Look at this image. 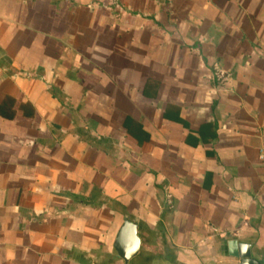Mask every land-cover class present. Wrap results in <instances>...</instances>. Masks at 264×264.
<instances>
[{
  "label": "crops",
  "instance_id": "crops-1",
  "mask_svg": "<svg viewBox=\"0 0 264 264\" xmlns=\"http://www.w3.org/2000/svg\"><path fill=\"white\" fill-rule=\"evenodd\" d=\"M0 105V264L264 257V0H0Z\"/></svg>",
  "mask_w": 264,
  "mask_h": 264
},
{
  "label": "water",
  "instance_id": "water-1",
  "mask_svg": "<svg viewBox=\"0 0 264 264\" xmlns=\"http://www.w3.org/2000/svg\"><path fill=\"white\" fill-rule=\"evenodd\" d=\"M228 255L236 260V264H264V257H258L249 243L232 239L227 242ZM118 255L126 262L135 257L141 249L138 226L126 219L121 226L115 241Z\"/></svg>",
  "mask_w": 264,
  "mask_h": 264
},
{
  "label": "trees",
  "instance_id": "trees-1",
  "mask_svg": "<svg viewBox=\"0 0 264 264\" xmlns=\"http://www.w3.org/2000/svg\"><path fill=\"white\" fill-rule=\"evenodd\" d=\"M7 112L9 113L8 109L6 107H4L3 105H0V113H4V116H8ZM6 113V114H5ZM134 125H138L137 122L135 120H133L132 118H128L125 121V126L129 129V132L131 134L134 133L132 127H134ZM136 135V134H135Z\"/></svg>",
  "mask_w": 264,
  "mask_h": 264
}]
</instances>
